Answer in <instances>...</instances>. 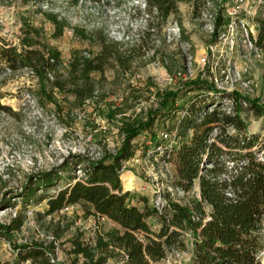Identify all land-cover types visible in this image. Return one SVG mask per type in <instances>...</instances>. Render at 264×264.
<instances>
[{
    "label": "rangeland",
    "instance_id": "rangeland-1",
    "mask_svg": "<svg viewBox=\"0 0 264 264\" xmlns=\"http://www.w3.org/2000/svg\"><path fill=\"white\" fill-rule=\"evenodd\" d=\"M236 2L219 0L217 7L206 9L198 17L193 4L183 1L179 15L158 29L150 28V21L146 22L141 11L142 0L0 3V105L12 109V113H0V210L7 208L4 214L8 219L16 212L25 216V224L13 233L12 242L0 239V260L15 256L14 243L43 240L55 248L60 260L73 263L75 240H78L97 256L107 254V264H126L124 250L112 245L103 249L99 245L100 241L105 244L111 240L110 234L118 228L114 222L94 214L92 207L84 203L47 214V201H41L40 197L55 195L68 183L67 174L81 176L76 163L78 156L98 161L106 154H115L126 137L123 122L147 119L151 110L159 108L166 92L179 90L175 101L179 111L164 113L151 130L134 139L135 155L123 163L121 170L124 188L131 192L133 203L142 208L140 197H146L152 208L156 206V194L160 192L164 199L170 197L168 188L177 181L176 164L167 160L164 163L158 151L153 153V150L158 143L163 147L171 143L161 133L178 130L185 108L198 93L188 92V82L201 79L215 83V76H228L226 88L220 90L258 99L264 106V52L251 53L246 59L242 57L245 43L237 34L225 41L231 36V25L239 18L253 22L249 9L257 6V0H245L241 12L237 13ZM47 14L56 16L65 26L60 30ZM35 28L40 30L39 38L46 46L34 47L47 56L59 55L64 67L76 54L87 57L97 54L104 34L123 43L122 50L131 53V62L116 63L104 75L93 73L98 82L97 96L76 106L72 95L52 89L39 75L31 74L30 67L19 72L6 70L10 65L2 51L12 47L21 53L28 48L26 31ZM217 56L224 59L221 69L226 67L229 75L201 63L202 58L212 60ZM27 94L36 99L40 109L29 102ZM229 108V102L223 104V110L228 112ZM242 116L249 124L248 133L259 135L260 143H264V115L257 117L244 110ZM230 132L234 133L232 129ZM184 139L178 130L172 145ZM66 159L71 163V170L62 174V180L48 191L34 184L36 176ZM29 186L36 193L33 199H26ZM197 199H200L198 184L174 201L186 204ZM148 222L155 232L160 230L158 216L153 215ZM261 260L264 264V251ZM84 261L85 257L80 254L78 264ZM152 264H192V260L189 252H173Z\"/></svg>",
    "mask_w": 264,
    "mask_h": 264
},
{
    "label": "trees",
    "instance_id": "trees-1",
    "mask_svg": "<svg viewBox=\"0 0 264 264\" xmlns=\"http://www.w3.org/2000/svg\"><path fill=\"white\" fill-rule=\"evenodd\" d=\"M7 1L0 0V3ZM183 1L191 2L200 17L207 2L215 0H146L150 28L158 29L176 18ZM47 17L60 30L65 26V22L56 16L47 14ZM218 19L222 20L220 16ZM254 21L257 33L250 36L251 41L255 48L264 52V0L258 6ZM26 37L28 48L21 53L12 47L2 51L9 69L18 72L25 67L32 68L52 89L72 95L76 106L97 96L98 82L93 73L104 75L110 66L129 64L132 59L130 52L122 50L123 43L104 34L97 54L92 57L76 54L64 67L59 55L47 56L43 50L34 47L46 46L39 38V29L27 30ZM214 63V59L210 60L208 69ZM187 86L189 93H198L185 108L178 124L179 135L185 139L177 145L168 144L162 157L176 164L175 186L189 192L198 184L200 199L182 204L167 197L158 209L149 206L148 198L140 197L144 205L141 208L133 203L131 192L124 188L121 178L123 163L135 155L134 139L151 130L164 113L179 111L175 107L179 96L177 90L166 92L159 108L151 110L147 119L123 122L126 137L115 154H106L98 161L78 156L76 163L81 176L73 172L67 174L68 183L63 188L55 195L40 197V200L47 201V214L84 203L92 207L94 214L110 219L118 228L110 234L108 243L99 242L100 248L107 249L112 245L124 250L126 264H152L173 252H189L192 264H263L264 143H260L259 135L248 133L249 124L242 112L246 110L261 117L264 106L258 99L222 91L211 80L195 79ZM226 102H229L230 112L222 109ZM1 112L12 113V109L0 105ZM71 168L66 159L54 169L36 176L34 184L48 191ZM28 188L26 199H33L36 193L31 186ZM153 215L161 221L157 232L148 222ZM24 224L22 213L9 225L0 223V239L12 242L13 233L20 231ZM74 247L75 261L66 263L59 259L55 248L43 240L14 243L15 256L0 260V264H78L80 254L85 257L82 264L108 262L107 254L97 256L78 240Z\"/></svg>",
    "mask_w": 264,
    "mask_h": 264
},
{
    "label": "built area",
    "instance_id": "built-area-1",
    "mask_svg": "<svg viewBox=\"0 0 264 264\" xmlns=\"http://www.w3.org/2000/svg\"><path fill=\"white\" fill-rule=\"evenodd\" d=\"M87 1V0H85ZM101 2H105L107 0H100ZM143 1V5H144V8L142 9V14L143 16L145 17V20L146 22L149 21V14L146 12V9H147V3H146V0H142ZM263 0H257V6L251 9H249V13H251L250 15H252V20L253 22L252 23H249L245 18H239L235 23L234 25H231V36L228 35L226 38H225V41L229 40V39H232V37L234 36V34H237L238 35V38L239 40L242 42L245 43V45L243 46L245 49L243 50L244 53L242 55V57L246 58L251 54V53H257V52H263L261 50H258L257 48H255L252 44V41H251V35H256L257 33V23L254 21V16L256 15L257 13V9H258V6L262 3ZM219 3V0H215V1H208L207 2V6H206V9L208 8H215L217 7ZM245 3V0H237L236 2V6H235V13L237 12H241L242 8H243V5ZM49 5V4H47ZM203 15H204V12H203ZM231 37V38H230ZM237 44V43H236ZM243 44V43H242ZM234 48L236 45H233ZM224 54H222L223 56ZM86 56H89V55H86ZM215 60V63L213 65H210V69L211 70H222L223 73H227L229 75V72H227V68H222L221 67L224 65L222 64L223 61L221 62L222 60V57L221 56H217L214 58ZM201 63H203V65L205 66H208L209 68V64H210V60H207L206 58H202L201 59ZM230 69V68H229ZM7 71H11L9 68H6ZM29 71L31 72V74H35L36 72L30 68ZM19 72V71H18ZM227 77L226 78H218V76H215V83L217 85V87L219 89H225L226 88V84H227ZM27 96H29V98L31 99L29 102L33 104V106L35 107H38V104H37V101L36 99L31 98V95L30 94H27ZM39 108V107H38ZM40 109V108H39ZM231 111V108L228 109V112ZM162 137L165 138V139H170V146H172V143H174V140L178 137V130H173V131H170V132H162L161 133ZM165 148L166 147H163L162 145H159L157 146V148L155 149V151L153 153H158L162 156L164 151H165ZM163 162L165 163L166 160L163 159ZM169 189V198H172L174 200H177L178 198L184 196L187 192L184 191L183 189L171 184L170 187L168 188ZM198 192H199V188H198ZM172 196V197H171ZM200 196V194H199ZM165 201L164 197H163V194H161L160 192H158V194H156L155 196V202H156V206L158 209L161 208V205L163 204V202ZM68 207L64 208V209H67ZM7 208H4L2 210H0V220L3 224L5 225H9L11 223V220L13 218H15L17 216V212L14 214V216H12L11 218H7L8 216L6 214H4L5 210ZM1 217H4L6 218L7 222L5 223L4 221H2V218ZM10 217V216H9Z\"/></svg>",
    "mask_w": 264,
    "mask_h": 264
}]
</instances>
